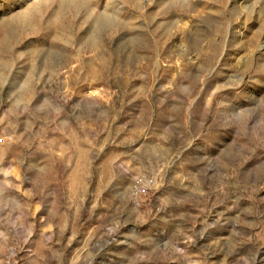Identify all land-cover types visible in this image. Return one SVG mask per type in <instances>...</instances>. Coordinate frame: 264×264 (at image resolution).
I'll return each mask as SVG.
<instances>
[{
    "label": "rangeland",
    "instance_id": "rangeland-1",
    "mask_svg": "<svg viewBox=\"0 0 264 264\" xmlns=\"http://www.w3.org/2000/svg\"><path fill=\"white\" fill-rule=\"evenodd\" d=\"M0 264H264V0H0Z\"/></svg>",
    "mask_w": 264,
    "mask_h": 264
},
{
    "label": "bare ground",
    "instance_id": "bare-ground-1",
    "mask_svg": "<svg viewBox=\"0 0 264 264\" xmlns=\"http://www.w3.org/2000/svg\"><path fill=\"white\" fill-rule=\"evenodd\" d=\"M20 16H22V19L25 20L27 15L23 13ZM90 16H92V21L94 23H96V24H99V25L110 24L115 19L111 13L105 12V11L100 12L99 14H93V13H91Z\"/></svg>",
    "mask_w": 264,
    "mask_h": 264
}]
</instances>
